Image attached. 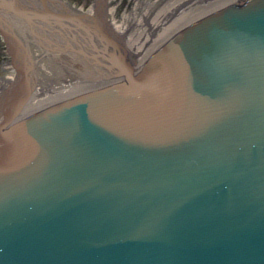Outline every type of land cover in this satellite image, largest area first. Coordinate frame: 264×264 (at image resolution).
<instances>
[{
    "label": "water",
    "instance_id": "water-1",
    "mask_svg": "<svg viewBox=\"0 0 264 264\" xmlns=\"http://www.w3.org/2000/svg\"><path fill=\"white\" fill-rule=\"evenodd\" d=\"M22 106L0 264H264V0L222 2L125 83Z\"/></svg>",
    "mask_w": 264,
    "mask_h": 264
},
{
    "label": "bare ground",
    "instance_id": "bare-ground-1",
    "mask_svg": "<svg viewBox=\"0 0 264 264\" xmlns=\"http://www.w3.org/2000/svg\"><path fill=\"white\" fill-rule=\"evenodd\" d=\"M186 1L168 3L171 6L166 11H175L186 5ZM193 1L188 7L184 6L179 10L180 17L176 16L169 29L165 30L159 22L150 26L148 35L152 30L159 32L158 37L154 38L151 34L144 38L147 42L142 43L141 36L146 29L135 31L127 37L124 25L114 20L118 11L107 0L97 1L90 12H86L84 8L75 10V7H63L53 0H0V36L7 40L16 60L15 72L10 73L6 87L2 88L0 81V106H8L5 113L0 111L3 113L0 124L9 118L8 109H15L19 102L23 105L22 112H25L83 91L101 90L139 76L142 66L176 33L226 0H201L197 6L192 4ZM108 17L115 32L106 25ZM75 20L82 22L81 26L77 27ZM152 22L155 23L154 20ZM24 31L26 34L29 31L30 34L19 37ZM31 36L45 49L52 51L51 60L57 59V64L63 68V74L67 76L68 72L69 80L63 82L58 78L53 86H38L42 70L38 67V56L33 53L32 43L28 41ZM124 43L127 50L137 56V62L131 65L129 74L116 76L113 72L115 67L111 66H115V62H122ZM109 56L115 62L109 61ZM52 74L48 72V75Z\"/></svg>",
    "mask_w": 264,
    "mask_h": 264
},
{
    "label": "rangeland",
    "instance_id": "rangeland-1",
    "mask_svg": "<svg viewBox=\"0 0 264 264\" xmlns=\"http://www.w3.org/2000/svg\"><path fill=\"white\" fill-rule=\"evenodd\" d=\"M113 1H116V0H112V2ZM135 1H133V2H135ZM91 2H92V0H86L85 5H86L87 9H90L89 7H90ZM186 2L189 3V2H191V0H187ZM200 2H201V0H195L194 3L197 6L198 3H200ZM170 6H168V7H170ZM114 7L116 8L117 11L119 10L118 11L119 15H114V20L115 21L118 20V22L120 24L124 25V27L126 28V32L125 31L124 32H125V35L127 37H129V35H132L135 31L140 32L141 30L146 29L145 34H143L141 36L142 43L147 42V41H145L144 38L150 37L151 34H152V36H154V38L158 37L159 32L156 33V32H153L152 30L149 31L150 35H148L147 30L150 28V26L155 25L156 23L159 22V24L162 23L161 27L163 26L164 29L167 30V29H169V27H171V23L176 18V16L180 17V15H181L180 12H176V11H171V10L166 11V10H162L160 8L154 9V8H152L153 5L151 6V8L145 9V11H137L136 9H134V11H127V10L121 9V5H119L117 8V4L116 5L114 4ZM153 20L155 21V23L152 22ZM29 34H30L29 32H27V34H26V31H24L22 33V35H20L19 37H26ZM28 41L30 43H32L31 47H33V49H34L33 53L38 56V59H37L38 67H40V70H42L41 79H39V81H38V83H39L38 86L41 85L42 87L48 88L50 85L53 86L54 83L57 82L58 78H60L62 81L63 80L64 81L69 80L68 72H66V75L68 77L63 74L61 67L56 62L57 59L51 60V53L49 52V50L45 49V47L43 45H41L40 43L35 44L34 39H30V37H29ZM1 44H0V53L2 55H8L9 56V53L7 51L8 49L6 48L5 44H3V43H1ZM3 68H6V71H5V74L2 75V79H0V81L2 82V86L6 81H8L7 79L11 77L10 73L11 72L14 73V71H13L14 70V64L10 63V59L8 58V60L4 64ZM44 72H45V75H44ZM48 72L49 73L52 72L54 75L53 74L48 75ZM83 81H84V79H83ZM0 90H1V88H0ZM45 90H43V93Z\"/></svg>",
    "mask_w": 264,
    "mask_h": 264
},
{
    "label": "flooded vegetation",
    "instance_id": "flooded-vegetation-1",
    "mask_svg": "<svg viewBox=\"0 0 264 264\" xmlns=\"http://www.w3.org/2000/svg\"><path fill=\"white\" fill-rule=\"evenodd\" d=\"M36 1H38V0H36ZM66 1H68L69 3H71V4H73V5L77 6V7H82V8L86 9V5H85L86 4V0H66ZM97 1H101V0H92V2L90 4V7H89L90 10L93 8V6L96 4ZM133 1H135V0H116V1H113V2H112V0H107L108 4L112 3V6H114V4L115 5L117 4V8H118L119 5H121V9H124V10H127V11H134V9H136L137 11H145V9L151 8L152 5H153L152 8H154V9L160 8L162 10H166L168 8V3L172 4L173 1H177V0H172V2H171V0L170 1L169 0H136L135 2H133ZM194 1L192 2V4L194 3ZM190 4H191L190 2L189 3L187 2V4L184 5V6L188 7ZM97 5H98V3H97ZM184 6H182V7L184 8ZM182 7L176 8L175 11L178 10V12H179V10ZM115 10H116V8H115ZM30 38L33 39L32 36ZM0 42L5 44L6 48L8 49L7 51L9 53V56L8 55H2L0 53V79H2V75L5 74V71H6V68H3L4 64L6 63L8 58L10 59V63H11L13 61L14 57H13V53L11 52V50H10V48L8 46L7 40L2 38V36H0ZM34 42H35V44H38L35 40H34ZM50 53L52 54V51ZM16 57L18 58V56H16ZM61 69L63 70L62 67H61Z\"/></svg>",
    "mask_w": 264,
    "mask_h": 264
}]
</instances>
